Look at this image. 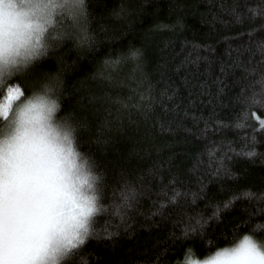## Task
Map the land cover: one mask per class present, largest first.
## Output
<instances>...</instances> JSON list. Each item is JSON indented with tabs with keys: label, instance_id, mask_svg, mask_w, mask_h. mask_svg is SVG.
I'll return each mask as SVG.
<instances>
[{
	"label": "trees",
	"instance_id": "trees-1",
	"mask_svg": "<svg viewBox=\"0 0 264 264\" xmlns=\"http://www.w3.org/2000/svg\"><path fill=\"white\" fill-rule=\"evenodd\" d=\"M84 8L59 10L47 55L10 85L52 87L99 178L104 211L64 264H185L189 250L264 241V107L252 102H264V0ZM197 217L206 225L185 237Z\"/></svg>",
	"mask_w": 264,
	"mask_h": 264
},
{
	"label": "snow or ice",
	"instance_id": "snow-or-ice-1",
	"mask_svg": "<svg viewBox=\"0 0 264 264\" xmlns=\"http://www.w3.org/2000/svg\"><path fill=\"white\" fill-rule=\"evenodd\" d=\"M31 2L35 20L29 27L41 35L49 33L59 10L67 5L77 16L85 13L83 0ZM5 34L0 20V47ZM84 39L90 38L85 35ZM49 47L48 42L41 44L38 38L34 59L45 57ZM137 55L132 53L133 57ZM21 72L20 67L7 72L0 67V118L4 121L0 123V264H64L93 235L96 217L104 211L99 178L89 161L76 151L70 137H64L67 145L53 142L47 129L34 124L31 113L35 105L30 96H25L20 86H10L12 78ZM45 89L52 92L48 84ZM252 102L264 107L260 100L253 98ZM58 107L55 102L47 104L49 113H55ZM259 124L264 129V120ZM244 154L256 155L254 151ZM73 158L75 165L69 167ZM241 195L252 198L256 194L246 191ZM219 211L217 208L213 218H218ZM206 223L202 217L195 218V224L190 222L184 229L185 237L202 231ZM260 227L264 226L257 225ZM193 255L189 250L185 264H198ZM217 258L222 264H264V251L251 238L244 237L232 250L218 251Z\"/></svg>",
	"mask_w": 264,
	"mask_h": 264
},
{
	"label": "clouds",
	"instance_id": "clouds-1",
	"mask_svg": "<svg viewBox=\"0 0 264 264\" xmlns=\"http://www.w3.org/2000/svg\"><path fill=\"white\" fill-rule=\"evenodd\" d=\"M83 3L85 6L86 0H83ZM33 8L31 0H3V3H0V20L3 21L6 33L3 47H0V67L6 72L9 69L15 70L17 67L22 68L24 72L33 67L38 61L34 59V54L37 51V39L39 38L41 44L48 42L47 34L41 35L34 28L29 27V24L35 20L32 15ZM25 65L27 66L25 67ZM46 84V82H42L29 97L35 105L31 113L32 120L36 126L42 125L47 129V134L51 136L53 142L59 141L67 145L68 140L64 139L67 135L74 145L75 129L70 121L62 122L56 118L60 104L53 98L52 92L46 91ZM51 102H55L59 106L55 113L48 112L47 104ZM68 163L69 167L74 166L75 159L73 158ZM244 237L251 238L264 251V241L255 239L251 234H245L231 246L210 251L203 257L196 256L194 259L198 261V264H222V260L217 258L218 251L225 248L232 250L239 245Z\"/></svg>",
	"mask_w": 264,
	"mask_h": 264
},
{
	"label": "rangeland",
	"instance_id": "rangeland-1",
	"mask_svg": "<svg viewBox=\"0 0 264 264\" xmlns=\"http://www.w3.org/2000/svg\"><path fill=\"white\" fill-rule=\"evenodd\" d=\"M67 7H71V6H70V4H69V5H67ZM260 120H264V118H262V119H260ZM260 120H259V121H260Z\"/></svg>",
	"mask_w": 264,
	"mask_h": 264
}]
</instances>
